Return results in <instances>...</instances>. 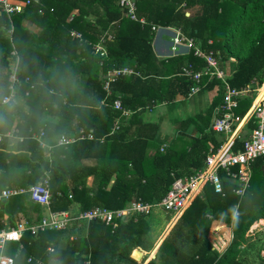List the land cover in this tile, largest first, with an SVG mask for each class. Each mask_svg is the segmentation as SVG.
I'll use <instances>...</instances> for the list:
<instances>
[{
  "label": "trees",
  "instance_id": "1",
  "mask_svg": "<svg viewBox=\"0 0 264 264\" xmlns=\"http://www.w3.org/2000/svg\"><path fill=\"white\" fill-rule=\"evenodd\" d=\"M134 1L136 15L146 21L143 26L124 16L119 0H31L11 19L0 13V100L9 92L12 45L20 70L16 102L0 107V134L17 128L22 137L14 151L7 149L6 138L0 142V190L29 188L46 177L52 211L74 215L97 206L122 210L137 201L160 202L176 179L204 167L208 144L216 150L223 142L207 131L213 111L222 103L221 82L202 80L201 90H218L209 114L199 117L200 137H188L187 142L182 138L162 148L156 139L158 125L143 119L145 109L186 97L191 83L178 76L181 68L191 65L201 70L205 63L193 51L159 61L152 49V27L175 29L205 53L212 52L230 87L248 89L235 99L233 111L237 118L246 114L255 90L264 82V0ZM11 22L12 42L7 35ZM101 39L107 50L104 58L92 49ZM125 67L138 75L118 77L107 94L103 76ZM117 99L123 109L133 112L131 116L120 118L121 112L113 109ZM23 108L27 114L21 113ZM119 119V129L109 136ZM255 128L251 120L249 129ZM80 129L91 131L94 138L57 145L61 135H74ZM40 130L46 148L35 137ZM240 146L237 142L236 148ZM219 177L222 194L206 185L146 264H264V231L248 233L254 223L264 220L261 161L253 164L242 196L235 194L237 186L226 181L224 171ZM27 206L40 211L27 194L2 201L0 218L7 216L16 227L21 220L15 219V213ZM213 221L226 224L233 234L222 255L208 240ZM118 223L112 231L104 221H93L84 236L75 225L36 237L25 233L23 249L12 256L14 264H141L132 252L149 248V218L134 213ZM71 235L76 240L68 241Z\"/></svg>",
  "mask_w": 264,
  "mask_h": 264
},
{
  "label": "built area",
  "instance_id": "2",
  "mask_svg": "<svg viewBox=\"0 0 264 264\" xmlns=\"http://www.w3.org/2000/svg\"><path fill=\"white\" fill-rule=\"evenodd\" d=\"M37 2V0H35ZM31 3V0H0V13H4L9 19L16 14L23 12L24 8ZM119 5L124 10V16L131 21L138 22L141 26L146 24L144 18L136 15L135 1L119 0ZM157 27H152L156 31ZM9 40L12 42L13 26L11 22L10 28L7 30ZM74 38L82 37L78 32H71ZM110 39V36H108ZM104 39H101L93 45V54L102 58L107 56ZM174 49L183 46L188 51H193L195 57L204 61L205 65L201 70H195L191 65L181 68L178 76L186 79L191 83L187 98H191L198 94L203 87L202 80L216 79L221 82L220 92L222 94V103L216 108V119L211 126V131L225 137L218 149H210L206 155L204 167L195 171L193 174L176 179L171 186L169 192L158 203H143L137 201L130 204L126 209L110 210L103 207H94L91 210L83 211L78 214H71L69 211H52L51 193L48 187L47 178L44 177L40 184L29 188H5L0 190V202L7 201L12 197L27 194L30 201L46 210L36 222L29 221L18 222L16 227L5 228V221L0 218V264H14V258L3 254L2 250L8 243L17 244V251L23 249L22 237L25 233H30L36 237L40 233L48 231L65 232L72 226H76L79 235H85L88 225L93 221H104L106 225L111 226L114 231L119 221L127 220L132 214L139 213L146 218H150L153 212L160 210L164 214L171 215L173 219H178L192 204L196 197L201 195L206 185H210L216 194H222V181L219 172H225V179L231 184L237 186L235 194L242 196L249 186L253 164L261 161L264 170V84L255 90L256 98L251 101V105L242 118L234 116V108L236 107L235 99L243 97L248 93V89L236 90L228 84L227 75L219 68V59L212 53H205L195 45L192 39L185 38L179 31L173 39ZM10 60V85L8 87V95L0 100V107L8 105L15 101L17 94V86L19 80V55L12 45ZM138 75V73L130 67L121 69H112L103 76L102 89L109 94L111 84L120 76ZM264 83V82H263ZM263 88L261 94L260 90ZM257 91V92H256ZM29 95L28 92L25 93ZM101 104H105L103 101ZM113 109L119 111L120 118H127L133 114L132 111L123 109L121 101L117 99L113 103ZM254 120L256 128L251 130L248 136L241 142L240 148H236L237 141L240 139L237 129L243 124H247ZM120 119L113 123L109 136L113 135L119 129ZM236 124V126H234ZM43 130L35 135L41 147L46 148L42 142ZM3 138H14L21 141L22 137L18 135V129L9 131L6 134H0V142ZM92 132H86L80 129L77 134L66 136L61 135L57 140V145L67 147L81 140H92ZM237 212H235V215ZM230 228V227H229ZM213 233H216L212 230ZM68 241L76 240V235H71ZM48 252H52V247L47 248ZM31 259H28L30 262ZM39 263V262H38ZM88 264V263H86Z\"/></svg>",
  "mask_w": 264,
  "mask_h": 264
},
{
  "label": "crops",
  "instance_id": "3",
  "mask_svg": "<svg viewBox=\"0 0 264 264\" xmlns=\"http://www.w3.org/2000/svg\"><path fill=\"white\" fill-rule=\"evenodd\" d=\"M176 35H177V30L172 29V28L159 27L155 31V35L152 40V49H153L154 56L159 61H167L171 58L182 57L188 54L189 51L186 50L183 46H178L176 49L173 50L174 48L173 39L175 38ZM231 62L234 63L235 60L232 59ZM231 72H232V67H228L227 73L231 74ZM263 88L260 90L259 94H261ZM217 90H214V91L201 90L196 95H200L198 100L200 102L202 101L206 102L207 108L210 110L211 104L213 103V102L211 103V99H213L216 96ZM207 96L209 97L211 96V97L207 98ZM191 98H187V96L186 97L178 96L175 98V100L172 103H168V104L163 103L153 108L148 107L145 109L143 113V119L147 122H152L158 125L156 139L162 148L165 145L166 146H169V144L171 145V142L173 141L181 142L180 140L182 138L184 139L185 142H187L188 137H191V138L200 137V133L198 132V130L203 125L200 123L201 120L199 121L200 119L199 117L205 116V115H202L203 113L202 114L196 113L195 115L196 120L194 121V126H190V124L185 125V123L188 122V119H189L187 117L186 119H184L187 113L183 111L184 110L183 108H186V107H182V112H180L179 108L177 106L176 107L174 106L175 105L174 103L176 102H182L184 100H189ZM255 98H256V93H254L252 100H254ZM18 106L22 108V103H19ZM215 112H216V109L213 111V116ZM21 113L27 114V110L23 108L21 110ZM207 114H209L208 111H207ZM213 116L211 117L209 126H207V131H211L210 129L212 126ZM234 126H236V124ZM14 129H17V128H12L11 130H14ZM237 131L239 132V136H240V139L237 142L241 143L251 131V129H249V122L247 124H243L241 128L237 129ZM215 135H217L218 139L221 141L225 139V137L222 135H219L216 133ZM6 139H7V149L9 151H14L19 141H16L14 138H6ZM179 144L183 148L182 143H179ZM210 149L214 150L213 145L211 143H209L207 146V152ZM151 150L153 151L154 148ZM91 182H92V178H89L87 182L88 185H90ZM31 207L27 206L22 211L15 213V219L18 218L19 220H21L20 222L29 221L31 223H34L42 215L46 213V210L40 206H39L40 211L34 210ZM34 207L36 208L37 206H34ZM1 219L5 221V226H4L5 228L11 226L10 219L7 216H4ZM176 221L177 219H173L171 215L164 214L160 210H156L155 212H153V214L149 218L150 231H149V243L147 246L149 248L136 249L135 251L132 252V258L137 262H141V264H146L148 261L153 259L155 257V254L157 253L160 243L165 238V236L168 234V232L171 230V228L173 227ZM259 223L264 225V220H260L254 223L253 226L250 228L251 232L249 230L250 234L254 233L253 230L256 229ZM262 227H263V230H260L259 228V231L257 230L255 232L259 233V232L264 231V226ZM212 230H214L216 233H213ZM232 238H233V234L229 226L219 221L212 222L211 228L208 234V240L211 246L213 247V249L216 250L219 253V255H222L225 252V250L230 245ZM6 247H8L10 251H12L15 248L17 249V244L8 243ZM135 254L138 255V257H136ZM6 256L12 257L11 255H6Z\"/></svg>",
  "mask_w": 264,
  "mask_h": 264
},
{
  "label": "rangeland",
  "instance_id": "4",
  "mask_svg": "<svg viewBox=\"0 0 264 264\" xmlns=\"http://www.w3.org/2000/svg\"><path fill=\"white\" fill-rule=\"evenodd\" d=\"M199 97H200V95H195L194 97H192L189 100H184L182 102L174 103L175 104L174 106L175 107L177 106L179 108L180 112H182V107H186V108H183L184 109L183 111L187 113V115L185 116L184 119H186V117L189 118V119H188V122L185 123V125L190 124V126H194V121L196 120L195 119L196 113H201V114L203 113L202 115H206L207 111H209V109L207 108L206 102H203V101L200 102L198 100ZM210 97L207 96V98H210ZM216 98H217V94H216V96L213 99H211V103L214 102L216 100ZM262 226H264V225L259 223V225L256 227V229L253 230L254 231L253 234L256 233L255 231H257V230L259 231V228H260V230H263ZM250 232H251V230H250ZM250 232H248V233H250ZM255 236L257 237V235H255ZM2 252H3V254L5 253L4 255L13 256L14 253L16 252V248L14 250L10 251L9 248L5 246L4 249L2 250Z\"/></svg>",
  "mask_w": 264,
  "mask_h": 264
},
{
  "label": "water",
  "instance_id": "5",
  "mask_svg": "<svg viewBox=\"0 0 264 264\" xmlns=\"http://www.w3.org/2000/svg\"><path fill=\"white\" fill-rule=\"evenodd\" d=\"M134 1V0H133ZM205 37H207V35H205ZM18 74H20V70H18ZM215 119H216V114H214V116H213V118H212V124H213V122L215 121Z\"/></svg>",
  "mask_w": 264,
  "mask_h": 264
}]
</instances>
